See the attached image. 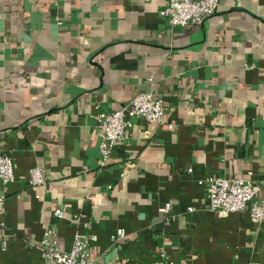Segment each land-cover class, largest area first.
Instances as JSON below:
<instances>
[{
  "label": "crops",
  "instance_id": "0c3cea01",
  "mask_svg": "<svg viewBox=\"0 0 264 264\" xmlns=\"http://www.w3.org/2000/svg\"><path fill=\"white\" fill-rule=\"evenodd\" d=\"M164 5L0 0V146L15 166V180L0 181V264H47L39 244L54 224L63 250L77 232L96 234L99 264L161 254L264 264V220L210 211L199 183L217 174L264 187V0H219L203 24L187 26L170 25ZM146 91L164 100L173 127L132 118L100 167L96 115ZM34 165L47 174L38 189L28 184ZM56 208L79 221L56 220ZM118 228L125 234L114 240Z\"/></svg>",
  "mask_w": 264,
  "mask_h": 264
},
{
  "label": "built area",
  "instance_id": "2783aa9c",
  "mask_svg": "<svg viewBox=\"0 0 264 264\" xmlns=\"http://www.w3.org/2000/svg\"><path fill=\"white\" fill-rule=\"evenodd\" d=\"M219 0H165L161 10L170 25L187 26L189 24L201 25L217 12ZM100 141V167L109 161L114 148L124 142L127 130L132 125V118H141L149 123H158L172 128V122L167 119L166 106L161 97L152 91L140 92L125 106L113 111H101L97 115ZM15 166L13 156L0 146V181L8 184L15 180ZM46 170L41 165H34L29 170L28 184L32 189H38L46 184ZM206 191V207L213 212L223 215L233 212H248L251 218L257 221L264 220V198L261 193L264 187L246 178L225 177L222 175H209L199 180ZM5 195L0 194V215L4 212ZM173 202L166 201L160 211L164 220L170 222ZM192 208H190L191 210ZM56 220L68 218L79 221L78 214L68 215L63 208L54 210ZM125 231L118 228L113 234L114 240L123 237ZM56 225L48 226L39 244L42 256L47 264H99L91 257L90 245L97 239L94 233L77 232L69 250L59 247L56 238ZM8 246V241L2 242V248ZM152 264H190L188 261H173L163 254L159 255Z\"/></svg>",
  "mask_w": 264,
  "mask_h": 264
}]
</instances>
